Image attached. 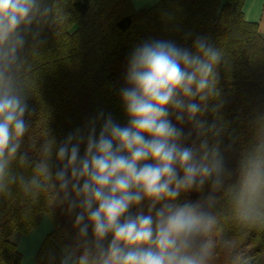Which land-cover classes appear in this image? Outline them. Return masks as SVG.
I'll list each match as a JSON object with an SVG mask.
<instances>
[{"label": "clouds", "instance_id": "obj_1", "mask_svg": "<svg viewBox=\"0 0 264 264\" xmlns=\"http://www.w3.org/2000/svg\"><path fill=\"white\" fill-rule=\"evenodd\" d=\"M52 11L42 0H0V195L15 188L67 205L76 250L60 264H213L221 217L212 194L233 176L225 198L235 219L264 226V133L235 169L226 167L222 103H212L224 57L204 37L190 48L151 39L132 49L119 89L126 126L100 112L59 145L48 138L38 157L20 152L32 115L21 52ZM14 162L30 175L13 171ZM192 192L200 194L195 201L178 202Z\"/></svg>", "mask_w": 264, "mask_h": 264}, {"label": "trees", "instance_id": "obj_2", "mask_svg": "<svg viewBox=\"0 0 264 264\" xmlns=\"http://www.w3.org/2000/svg\"><path fill=\"white\" fill-rule=\"evenodd\" d=\"M245 1L158 0L136 9L132 0H42L52 7V14L38 29L36 40L29 35L21 52L29 59L24 78L32 115L26 116L30 128L20 152H27L29 159L38 157L40 145L48 138L59 145L100 112L126 126L119 89L132 49L151 39L190 48L199 36L224 57L217 68L219 96L212 103H222L220 148L226 167L235 169L241 151L264 133V39L258 24L245 20ZM204 119L211 123L214 117L209 112ZM83 151L82 145L81 155ZM51 166L55 172L54 153ZM12 168L31 173L17 162ZM235 181L233 176L212 194L221 217L214 232L217 258L213 264H229V256L237 264H264V226L238 223L225 198ZM199 196L182 194L178 202ZM66 209V204H50L47 195L34 201L15 188L11 196L0 195V264L21 263L11 236L28 233L42 214L48 215L52 229L39 246L35 264H60L66 251L76 250L74 216Z\"/></svg>", "mask_w": 264, "mask_h": 264}, {"label": "rangeland", "instance_id": "obj_3", "mask_svg": "<svg viewBox=\"0 0 264 264\" xmlns=\"http://www.w3.org/2000/svg\"><path fill=\"white\" fill-rule=\"evenodd\" d=\"M139 3H135V6L138 9H143L153 5L155 0H139ZM136 2V1H135ZM47 214H42L39 217L38 225L30 230L26 234L14 233L11 236V241L16 244L17 250L22 255V261L20 264L23 263L24 259H36V255L38 252V246L44 241L46 230L50 228L47 226L48 218ZM45 226V227H44Z\"/></svg>", "mask_w": 264, "mask_h": 264}, {"label": "crops", "instance_id": "obj_4", "mask_svg": "<svg viewBox=\"0 0 264 264\" xmlns=\"http://www.w3.org/2000/svg\"><path fill=\"white\" fill-rule=\"evenodd\" d=\"M158 0H155L157 2ZM133 5L136 9H138L135 6V0H132ZM243 14L246 21L255 22L258 24V31L261 37L264 39V0H246L243 7ZM48 218L47 226L49 225L50 228L46 230V233H49L52 229V222ZM45 227V226H44ZM40 246V244H39ZM38 246V249H39ZM37 249V250H38ZM22 264H35L34 259H27L23 261Z\"/></svg>", "mask_w": 264, "mask_h": 264}, {"label": "bare ground", "instance_id": "obj_5", "mask_svg": "<svg viewBox=\"0 0 264 264\" xmlns=\"http://www.w3.org/2000/svg\"><path fill=\"white\" fill-rule=\"evenodd\" d=\"M136 1V3H139L140 1L139 0H135Z\"/></svg>", "mask_w": 264, "mask_h": 264}]
</instances>
